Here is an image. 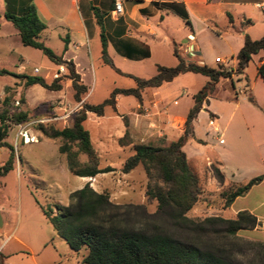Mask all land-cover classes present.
Segmentation results:
<instances>
[{
    "label": "crops",
    "instance_id": "obj_1",
    "mask_svg": "<svg viewBox=\"0 0 264 264\" xmlns=\"http://www.w3.org/2000/svg\"><path fill=\"white\" fill-rule=\"evenodd\" d=\"M32 1L39 18L47 26L43 36L48 41L58 40V55L74 62L88 87L89 94L84 100L87 103L97 88V71L105 67L101 59L102 35L107 40L108 53L115 66L123 73L139 78L143 77L135 68L145 67L151 61H154L156 72L157 66H162L156 63L153 54V47L159 45L170 44L173 53L176 50L188 64L212 68L226 64L235 68L234 58L244 46V36L248 35L252 40L264 37V8H258V5L264 6V0ZM117 1L122 4L121 15L115 13ZM16 5L20 6V2L0 0V54L9 60L24 62L14 46V42L21 41L20 34L4 17L6 11ZM128 66L129 71L124 69ZM262 66L264 53L253 56L244 75L218 84L215 94L204 103L195 121V139L189 140L183 149L189 164L194 161L200 166L215 165L225 176V181L239 186L264 176ZM24 72L22 66L16 74L23 75ZM208 82L207 77L199 74H183L171 83L143 91L141 102L135 97L129 99L130 105L126 108L121 100L123 95H120L116 100L118 116L111 117L106 112L105 116L99 117L89 113L86 122L91 119L105 132L104 119L112 121L127 116L129 131L137 144L166 146L184 135L194 96ZM40 87L35 85L31 90ZM62 93L63 90L52 91L51 98L60 97ZM249 96L254 98L256 106L249 102ZM78 178L83 187L90 184L89 177ZM91 187L100 193L95 185ZM261 187H264V180L245 197L238 198L227 211L238 200L249 197ZM263 204V200L258 201L252 208H240L234 213L246 211L261 221L257 212ZM258 229H254V233H258ZM7 243L2 244L0 253L3 254Z\"/></svg>",
    "mask_w": 264,
    "mask_h": 264
},
{
    "label": "rangeland",
    "instance_id": "obj_2",
    "mask_svg": "<svg viewBox=\"0 0 264 264\" xmlns=\"http://www.w3.org/2000/svg\"><path fill=\"white\" fill-rule=\"evenodd\" d=\"M40 41L58 54L60 43L57 39L48 41L42 34ZM14 46L24 62H19L18 59L9 60L0 54V68L17 73L18 68L23 66L25 75L45 78L48 83L67 74L65 67L56 66L39 50L25 47L21 41L14 42ZM153 54L156 63L162 66L171 68L177 64L170 44L153 47ZM61 67L64 68L63 71L60 70ZM35 69H39V72L36 73ZM124 69L129 71V66ZM135 69L144 79L156 74L154 61ZM61 85L63 93L60 97L51 98L52 91L41 87L31 90V87L24 86L23 80L0 76V110L4 109L2 102L6 97L12 98L6 108L10 112L17 110L21 95L25 96L30 108V121L23 125H11L5 140L15 149L16 165L7 176L0 177V213L3 220L0 247L5 241L8 242L3 252L5 260H0V264H85L83 259L88 250L83 249L78 253L71 250L66 241L56 234L40 207L42 205L44 208H52L56 213L55 206H69L71 194L83 187L82 181L69 171L66 156L59 153L61 142L45 138L37 130L39 123L53 124L59 129L69 127L75 114L82 110L89 93L83 96L82 102H78L72 82L63 78ZM96 86V91L89 99L95 105L107 100L113 89L134 88L136 84L133 79L118 75L105 66L97 71ZM7 88L10 91L7 92ZM133 98L122 96L125 108L130 105L129 99ZM106 112L111 117L118 116L117 111L111 108H106ZM103 123L105 132L91 119L84 126L90 132L98 169L111 171L90 178L89 183L90 186L95 185L100 193H107L112 203L118 206L119 210L115 211L116 223L121 228L162 233L183 242H192L201 248L212 249L232 264H264V204L257 212L262 217L258 233L250 230L241 231L234 236L226 233L216 235L211 233L212 229H208L209 234L199 236L189 234L188 230L181 227H174L171 222L157 215V201L147 197L149 180L144 168L138 166L129 173L124 172L125 163L134 155V145L122 146L120 140L128 132L126 141L130 138L133 144H137L129 131V117L120 116V119L112 121L104 119ZM21 131L36 137L38 141L24 143V138L20 136ZM120 133L122 137L119 136ZM74 150L77 148L74 147ZM8 156L7 149H0V166L7 161ZM78 160L83 166L91 164L85 154H80ZM189 166L200 180L201 195L187 216L198 224L215 217L235 219L238 214L235 215L234 212L238 209H250L258 201H264V187H261L249 197L238 200L227 211L224 194L236 187L233 185L235 183L225 181L220 184L216 178L215 169L218 168L215 165L200 166L191 161Z\"/></svg>",
    "mask_w": 264,
    "mask_h": 264
},
{
    "label": "trees",
    "instance_id": "obj_3",
    "mask_svg": "<svg viewBox=\"0 0 264 264\" xmlns=\"http://www.w3.org/2000/svg\"><path fill=\"white\" fill-rule=\"evenodd\" d=\"M14 1H19L20 6L16 5L7 10L4 17L18 30L23 46L39 50L56 66L65 67L67 74L62 78H56L52 83H48L45 78L39 76L19 75L5 68H0V76H12L23 80L26 88L39 85L53 92L62 90L61 82L65 78L72 82L75 99L82 102L83 96L89 93L88 87L83 83L73 61L56 54L40 41L47 26L39 18L33 1ZM260 53H264V37L260 40H252L248 35L244 36V46L234 58L235 68L226 64H219L216 68L196 63L188 64L175 50L177 66L171 68L157 66L155 76L143 79L125 74L115 66L108 53L107 40L102 35L103 64L117 74L133 79L136 87L115 89L107 100L97 105L84 102L82 110L75 114L69 127L59 129L53 124L39 123L37 130L45 138L61 142L59 153L66 156L69 171L74 176L94 178L111 170L102 171L97 167L91 136L84 126L89 113L103 117L106 108L117 111L116 100L120 95L133 96L141 102L143 91L171 83L183 74L193 73L205 76L209 82L194 96V106L187 116L185 133L180 139L166 146L133 144L130 138L126 141L127 132L120 140L122 146L134 145V155L125 163L124 172L129 173L136 167L142 166L149 180L146 195L149 199L157 201V215L171 222L174 227L188 230L189 234L201 236L209 234L208 229H212L211 233L216 235L226 233L234 236L241 231L254 230L261 225V222L256 216L246 211L240 212L235 219L215 217L208 218L199 224L188 218V213L199 201L201 188L200 180L191 170L183 149L189 140L195 139V121L203 110L204 103H208V99L215 94L218 84L222 80L244 75L253 56ZM260 72L264 77V66L260 68ZM8 91H10L9 88H7ZM11 99L6 97L2 102L4 109L0 110V149L9 151L7 161L0 166V177L7 176L16 165L15 149L5 141L11 125H23L30 121V108L25 96L21 95L19 107L13 112L6 108L10 105ZM248 100L256 106L252 96H249ZM74 147L77 148L76 151ZM80 154L87 155L91 164L81 165L78 160ZM215 174L219 183L224 184L225 176L221 171L215 169ZM263 180L264 176H260L245 185L233 184L236 187L224 194L226 207H230L238 198L245 197ZM70 199L69 206H55L56 213L52 208H44L42 205L40 207L56 234L66 241L71 250L76 253L83 249L88 250V254L83 259L85 264H232L212 249L201 248L192 242H183L162 233L121 228L116 223L115 211L119 210L118 206L112 203L107 193L96 192L90 184L72 193ZM0 260H5L1 253Z\"/></svg>",
    "mask_w": 264,
    "mask_h": 264
},
{
    "label": "built area",
    "instance_id": "obj_4",
    "mask_svg": "<svg viewBox=\"0 0 264 264\" xmlns=\"http://www.w3.org/2000/svg\"><path fill=\"white\" fill-rule=\"evenodd\" d=\"M258 8H261L262 9V8H264V6L258 5ZM115 13L117 15H121L122 14V4H121L120 1H117L115 3ZM186 52H189V51H186ZM60 70L63 71L64 68L61 67ZM35 72L38 73L39 72V69H35ZM213 124H214V122H211V125H213ZM20 136L22 138H24V143H35V142L38 141L36 137H34V136H28L27 132H24V131H21Z\"/></svg>",
    "mask_w": 264,
    "mask_h": 264
},
{
    "label": "water",
    "instance_id": "obj_5",
    "mask_svg": "<svg viewBox=\"0 0 264 264\" xmlns=\"http://www.w3.org/2000/svg\"><path fill=\"white\" fill-rule=\"evenodd\" d=\"M3 227V220H2V217H1V213H0V230L2 229Z\"/></svg>",
    "mask_w": 264,
    "mask_h": 264
}]
</instances>
